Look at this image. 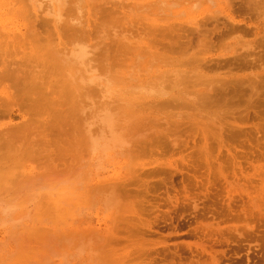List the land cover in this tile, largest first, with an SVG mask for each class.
<instances>
[{
  "label": "rangeland",
  "instance_id": "obj_1",
  "mask_svg": "<svg viewBox=\"0 0 264 264\" xmlns=\"http://www.w3.org/2000/svg\"><path fill=\"white\" fill-rule=\"evenodd\" d=\"M230 1L234 3L230 4ZM242 1L243 0H84L82 2V0H71L70 2L69 0H0V146L3 147H0V155H3H1L2 158L0 156V167L2 166V168H0V264H112L110 261H108L109 263L106 262L105 255H101L100 252L102 253L103 251L104 253L106 250L114 252L122 248L125 250V247L128 248L126 240L127 242L128 240L129 242L133 240L137 246L134 248H132L133 246L130 247V251L128 249V251L126 250L127 258L123 260L125 264H127L126 262L130 259L137 258V255L134 253L139 255L138 263L140 264H264V81H262V77L264 76V45H261L264 44V14H261V12L263 13L264 11V8H262L264 0H248L253 1L255 4L254 10L249 13L250 15L245 12L244 14L243 11L240 10V3H242ZM244 1L247 2V0ZM70 4L72 6L74 5L75 8H72ZM256 7L258 9L260 7V11ZM66 10L68 11L66 12ZM73 12H75V15ZM168 15H170L169 17L171 19L167 17ZM205 16L209 17V19ZM212 16L213 18H211ZM204 17L207 21L203 20ZM165 18L167 20H165ZM79 19L80 21H78ZM212 19H214V22ZM68 21L69 25L71 24L70 26L68 25ZM49 23L51 26L48 25ZM64 24L67 25L63 26ZM199 24H207L203 26V30L206 32V27L207 30L209 29L207 35H210L209 38L213 40H210L211 43L208 41L206 42V40H209L206 39L203 44L196 39V35L194 36L192 34V32H194L193 30L197 29ZM43 25L48 26L45 28ZM68 26L69 28L73 27V30L72 28L68 29ZM230 27H243L248 32L243 33L244 38L239 37L242 33L232 32L230 37L229 34H225L226 36H223L222 41L219 40L218 36H220L222 32L226 33L224 31L228 28L230 29ZM66 28L74 34L72 33V35L69 33ZM155 29L158 30V32H155L156 34L154 33L155 35L149 34V32H152L150 30ZM165 29L167 30L163 33L162 30ZM167 32L168 34L165 35ZM30 34H36L38 36H36V39L39 38L37 40H39L38 42L43 47L35 43L37 40H34V35L30 36ZM140 34H146L147 36L151 35V38L154 35V38L157 37L156 40L158 42L160 41L161 45L166 43L165 45L171 46V44L173 45V43L177 41L178 44L175 43L177 53H173L172 51L167 53L163 51L160 44H158L160 46L153 44L155 46L152 47V44L149 45L147 43L150 37L148 38L146 36L148 38V40H146L145 37H141ZM260 37H263V41H261ZM139 38L144 39L140 41ZM256 38L259 39L256 40ZM254 40H256V42H261L260 45H258L259 43H255ZM115 41L120 42L119 48H117L118 42L114 43ZM238 41L242 42L239 43ZM121 42L123 43L122 45ZM253 42L256 44H254L255 46L258 45L262 49L258 50V46L256 48L253 45L256 51L252 49V52L247 51L242 54V56H247L243 57L244 60L250 61V63L252 61L253 65L244 66L245 70L241 66V70L234 69V72L232 71L231 74L233 75L228 74L231 72L229 69L235 68L233 63V61H235L234 57L239 56V53H242L246 45L249 46ZM52 43L54 44L52 45ZM124 43H126V49ZM244 43H246V45ZM201 44L204 46H200ZM126 45H128V49ZM129 45H131V47ZM192 45L196 46L193 47ZM132 46L135 48L133 49ZM180 46H183V49L186 47L188 53H181L182 48H180ZM116 48H121L120 51L122 52L118 51ZM237 49L238 52H236ZM81 50L84 51V56L81 59L82 62L80 60ZM197 50L203 55L201 65L204 63L207 64H204L207 69H203L202 67V73L204 75L215 72L214 69L211 71L214 64H219V68H221L214 73H217L215 76H222V78H224L223 76L227 77L231 75L229 76L230 78L238 77V80H241L240 78L246 80V78L253 76L251 74H255L256 78L260 80V86H255V90L258 91H255V94L252 95L253 97H250V104H248L249 101H243L244 103L239 102L238 104L235 102V99V104H229L227 107L220 109V113L222 114L220 118L222 120H216L214 118V121L211 116L210 118L207 115L209 114L207 111L204 112L205 109H203V111L198 106L197 109H200L201 112L195 111L197 110L195 105V110L190 106H178V109L175 107V110L174 106L167 102L171 99L172 95V97H180L181 99V93L178 94L175 92H177V90L179 92V89L180 91L182 90V84L177 90L175 89L173 92L169 91L170 94L166 93V96H162V90L159 92L160 96L157 94L159 86L156 87L154 85L161 83V81H158V78L160 79V77L166 76V78L171 77L170 80H172V78L174 79L172 73V65L174 63H171V65L168 62H170V60L173 61L175 57L174 61L177 62L175 63L177 64L176 68L181 72L191 73L196 68V70L199 69L200 63H196L197 66L196 64L192 65L190 64L191 59H189L191 53L195 54ZM88 51H91V53H88ZM111 51L116 53L114 54ZM161 51H163V55L166 54L168 62L156 57L153 58L154 53H159ZM52 52L55 54V57L57 56L60 58H57L58 61L55 60L56 58L53 56ZM202 52L206 54L205 58V54ZM49 53H52L51 55L53 57ZM235 53L238 55L236 54L237 56H235ZM34 54L39 56L37 61ZM193 54L191 56H193ZM45 55H48V58L47 56L45 57ZM116 55L117 59L112 57H116ZM177 55L181 56L179 57ZM260 55H263L262 59ZM34 56L35 60H30L33 59ZM140 56L141 58H139ZM248 56L250 57L248 58ZM4 57L6 59H4ZM26 57L28 61L25 60ZM66 57L68 59H66ZM160 58L162 57L160 56ZM178 58H180V60ZM225 58L226 60H224ZM228 58H231V62ZM110 60L113 62L111 63ZM31 61L36 62L30 64L29 62ZM184 63H186V65ZM257 65L259 66L258 69H256ZM194 66H196L195 69ZM19 67H22V69H18L17 71ZM50 67H52V69ZM108 67L113 68L109 70ZM190 68L193 71H191ZM209 68L211 69L209 70ZM34 71H36V73H34ZM117 73L119 74L117 75ZM14 74H16V76ZM30 74L32 78H30ZM214 74L209 76L212 77ZM257 74L261 76L258 77ZM255 76L253 78H255ZM87 77L89 79H87ZM226 77L225 80H229L227 84L231 85L234 79L228 77L226 79ZM258 79L256 81L259 82ZM235 80H237V78H235ZM31 81L33 83H31ZM25 83H27V86ZM245 83L247 84V82H244L243 87L249 85ZM65 85L66 88L68 87L67 89ZM230 85L227 88L228 90L230 89ZM17 86H19L18 90ZM21 86L26 87L22 88ZM29 86L36 88L33 89ZM73 86H76L75 89H77L74 90ZM190 86H192L191 83ZM190 86H186L184 89L186 90L189 87L190 90L187 89V91L192 94L193 90L195 91L196 89L190 88ZM54 87H57V89L55 88L56 91ZM59 87L61 88L59 89ZM71 88H73L72 91ZM140 88L143 89V91H141ZM200 88L197 89L199 90ZM52 89H54V91H51ZM60 90L61 92H58ZM185 90L182 91L183 94ZM146 91L149 93L153 91V95ZM188 92L183 96L185 98L186 96L188 97V100L187 98L186 100L189 103L193 99V96L191 94L190 96L187 95ZM28 94L31 95L30 98L32 99L29 98ZM70 94L72 97L69 96ZM155 94L160 98L154 96ZM45 95H48L47 97L50 98H47ZM56 96H58V100L55 98ZM34 97L36 98L34 99ZM37 97L41 98V100ZM69 97L71 100H69ZM138 97L140 99L142 98V101ZM53 98L58 102L54 101ZM26 99L31 102L34 99L32 105L31 102H29L30 105H28L29 107L32 106L31 109L27 108V104L29 103ZM37 99H39L40 102ZM50 99H53V102L49 101ZM63 99L65 100V104L64 101L61 102ZM67 99L69 101H67ZM35 100L38 101L39 104L42 103L41 107ZM134 100H136L135 103ZM45 101L46 104L52 102V105L49 103V105H44L43 102ZM158 102H160V104L155 106ZM164 102L168 104L161 105ZM60 103L61 105H69L61 106ZM149 103L152 104V106H150ZM36 105H38V108L40 107L38 109L40 111L39 113L36 109ZM46 106H50L48 107L50 108L48 110L50 112L48 113L47 111L48 114L45 111ZM57 107L61 110L58 111ZM68 107L69 111H67ZM134 107H138L137 110ZM141 107L142 110L139 109ZM189 107L191 109H189ZM42 108H45L43 109L44 111ZM114 108H118L117 110L120 109V111L118 112ZM27 109H29V112ZM33 109L36 110V115L33 113ZM65 109L68 114L70 112L68 116L70 117V121L67 123L68 126L65 125L67 122L65 121L66 118L69 119L65 115ZM110 109H113V111L111 112ZM115 111H117L118 114L114 113ZM128 111L131 112L134 117ZM139 111L142 112L141 116L140 113H138ZM52 112L53 117H51ZM105 113L108 115L106 116ZM204 113H207L206 120L204 119ZM49 114L50 116H48ZM104 114L105 117H111L110 127L103 125ZM119 114L126 116L123 118V116L121 117ZM71 115L74 119H72L73 117H71ZM129 117H133L132 120ZM140 117H142V120H138L139 125H137V122L135 123L136 126L135 124L131 125V123H133L132 121L140 119ZM164 117H166V119ZM29 118H32L30 121L32 124L29 123ZM149 118L153 120L150 121ZM62 120L63 122L65 121V123L59 126ZM71 120L78 122L75 123L77 124L75 127L73 125L74 122ZM97 121H101L102 124L99 125ZM56 122L58 124L54 126ZM71 122L73 123L70 124ZM119 123L123 126L120 127ZM125 123H128V125ZM23 124L24 126H22ZM49 124L54 128L48 127L46 131L45 129ZM40 125L43 126L40 127ZM96 125H99V127ZM101 125L103 127H101ZM16 126L17 128H21V130L24 128L23 131L20 130L21 132H19V130H15ZM56 126L60 127H57L58 132H56ZM133 126H135V128H133L134 130H130L129 128ZM147 126L149 127L146 128ZM36 127L38 128L36 129ZM8 128H11V131ZM51 128H53V130ZM76 128L82 129V132L80 129H78V132L75 131ZM113 128H115L116 131H122L121 133H123V135L120 132L116 133ZM12 129L17 131V134L14 136L12 135L14 134ZM54 129H56V131ZM111 129H113L112 133ZM37 130L38 132L41 130V134L38 133ZM124 130L128 132L126 133ZM43 131H45L46 134H43ZM107 131L109 132L108 135H106ZM6 132L11 135H7ZM60 132H65V134L62 133L64 135L61 134V136L59 135ZM74 132L78 133V135ZM68 133L73 134L71 136V134ZM81 133L83 135L85 134L84 141H87L86 144L81 140L84 137ZM137 133H139L140 136ZM80 134L82 138H80ZM96 134L99 135L97 136ZM113 134L114 137H111ZM42 135L47 141L45 138L44 142L40 141L41 138H43ZM49 135L51 137H49ZM64 136L66 137L65 139ZM99 136L104 140L106 145L110 143V140L113 144L108 145L106 149L103 147L104 150H102V145H106L102 143L103 141L98 142V140H101ZM102 136L105 137V139ZM137 136H139V138H137ZM3 137L8 138L7 142L10 145L8 144L7 146L4 144L5 141L3 143ZM60 137L63 139H59ZM50 139L51 142L49 144ZM66 139L67 141L65 143H68L70 139V142L75 140L74 142L72 141L73 143L71 142L73 147L71 146L72 150H68L69 152L66 151L65 148L71 149L70 142L65 144L64 147L61 146ZM77 139L81 142L76 141ZM106 141L108 142L106 143ZM116 141L120 142L117 144ZM77 143L80 145L82 143V147H80V145H78L79 147L76 146ZM40 144L42 146H40ZM48 144L51 146H48ZM86 145L88 148H86ZM145 145L147 146L145 147ZM19 146L21 148H19ZM43 146H45V148H43ZM53 147H55V149H53ZM96 147L101 150L98 149V152ZM13 148L16 149L14 150ZM30 148L34 149L32 150ZM54 150L57 152H53ZM59 150L61 154L58 152ZM100 152H102V156ZM23 153L24 155L26 154L25 157H23L24 155L22 156ZM56 153V156H59V158L54 156ZM31 154L36 156L41 155V158L36 156L32 157ZM26 156L29 158L31 156L32 160H29ZM138 157L140 159H137ZM11 159L14 160V164ZM135 160H138V162ZM1 163L5 164L6 167ZM135 163L136 165H134ZM9 164H11V167L9 166L10 168L8 167ZM13 167H17V171ZM9 169L12 170L10 171ZM5 175H8V178ZM3 176L6 178L4 179ZM69 184L71 186H69ZM88 185L90 187H88ZM102 186L103 188L98 189V187ZM118 187L120 188L118 189ZM115 188L117 191H121L123 188L124 191L122 190L123 192H121L122 194L125 192V195H123L124 197L120 198L122 194L118 192L115 193ZM85 190L87 194L84 193ZM126 191H129L130 194L128 192L126 193ZM113 194L117 195L115 200ZM64 195L67 196L65 197ZM68 195L70 197H68ZM76 195H78V197ZM74 196H76L75 199ZM64 198H66V200L72 198L74 202L72 199L71 202L65 201ZM76 200L79 204L76 203ZM71 204L72 206L75 204L76 207H72ZM128 205H133L130 211L127 209ZM54 208L56 210H54ZM119 208H121L122 211ZM65 209H67L68 213L65 212ZM59 210L60 212L61 210L62 212L64 211L65 215H62V212L57 214ZM74 211H77V213L73 214ZM57 216L63 218L64 221L61 218L58 219ZM128 216H132L133 218L131 217V220H133L131 221ZM117 217H119V220ZM55 218L60 222L58 221L57 223V219L56 221L54 220ZM121 218L127 221L122 222ZM128 219L130 221H128ZM124 227L127 229L125 230L126 232H123V229H125ZM34 228L36 229L34 230ZM116 231L117 234H115ZM113 237L120 241L121 246H117ZM103 246L110 247L104 251L103 248L105 247ZM131 254H133V256L130 258ZM20 255L23 257H20ZM13 257L17 260L15 258L13 260ZM21 258L23 260H21ZM27 258L29 260L33 259V261H28ZM128 264H133V262Z\"/></svg>",
  "mask_w": 264,
  "mask_h": 264
},
{
  "label": "bare ground",
  "instance_id": "obj_2",
  "mask_svg": "<svg viewBox=\"0 0 264 264\" xmlns=\"http://www.w3.org/2000/svg\"><path fill=\"white\" fill-rule=\"evenodd\" d=\"M69 1L71 2V0H69ZM78 1H81V0H78ZM83 1H84V0H82V2H83ZM243 1H244V0H243ZM243 1H242V3H240V4H241V6H240V10L243 11V13H244V12L247 13V14L251 13V12L254 10V6H255V4L253 3V1H248V0H247V2H246V1L243 2ZM65 2H66V1H65ZM82 2H81V3H82ZM228 2H229V1H228ZM240 2H241V1H240ZM255 2H256V1H255ZM73 3H75V2H73ZM113 3H114V2H113ZM232 3H234V2H232ZM232 3H231V1H230V4H232ZM238 3H239V2H238ZM25 4H26V2H25ZM66 4H67V3H66ZM227 4H229V3H227ZM261 4H262V2H261ZM70 5H71V4H70ZM238 5H239V4H238ZM259 5H260V4H259ZM262 5H263V6H262ZM262 5H261L262 8H264V4H262ZM71 6H72V5H71ZM78 6H80V5H78ZM81 6H82V5H81ZM229 6H230V5H229ZM28 7H29V6H28ZM73 7H74V5L72 6V8H73ZM104 7H105V6H104ZM257 7H258V6H257ZM257 7H256V8H257ZM74 8H75V7H74ZM76 8H77V7H76ZM229 8H230V7H229ZM66 9H67V8H66ZM257 9H258V8H257ZM68 10H69V6H68ZM68 10H66V12H67ZM77 10H78V8H77ZM258 10L260 11V7H259ZM50 11H51V10H50ZM259 11H258V12H259ZM262 11H263V9H262ZM75 12H76V11H75ZM75 12H73L74 15H75ZM111 12H112V11H111ZM245 13H244V14H245ZM63 14H64V13H63ZM63 14H62V15H63ZM110 14H111V13H110ZM256 14H257V13H256ZM261 14H264V11H263V13L261 12ZM65 15H66V14H65ZM108 15H109V14H108ZM108 15H107V16H108ZM111 15H112V14H111ZM214 15H215V14H214ZM240 15H241V14H240ZM249 15H250V14H249ZM69 16H70V15H69ZM72 16H73V14H72ZM165 16H166V15H165ZM169 16H170V15H168L167 17H169ZM243 16H245V15H243ZM247 16H248V15H247ZM254 16H255V14H254ZM63 17H65V16H63ZM105 17H106V15H105ZM205 17H206V16H205ZM205 17H204V19H203L204 21L206 20ZM257 17H259V16H257ZM65 18H66V17H65ZM72 18H73V17H72ZM76 18H77V17H76ZM78 18H80V17H78ZM108 18H109V17H108ZM206 18L209 19V17H206ZM211 18H213V16H212ZM254 18H255V17H254ZM74 19H75V18H74ZM162 19H163V18H162ZM169 19H171V18L169 17ZM250 19H251V18H250ZM256 19H258V18H256ZM163 20H164V19H163ZM165 20H167V19L165 18ZM210 20H211V19H210ZM251 20H252V19H251ZM254 20H255V19H254ZM42 21H43V20H42ZM78 21H80V19H79ZM206 21H207V20H206ZM212 21L214 22V19H212ZM212 21H211V22H212ZM224 21H225V20H224ZM225 22H226V21H225ZM37 23H38V22H37ZM44 23H45V22H44ZM64 23H66V22H64ZM223 23H224V22H223ZM207 24H208V23H207ZM207 24H204V25H207ZM44 25H45V24H44ZM44 25H43V26H44ZM48 25L51 26L50 23H49ZM48 25H47V26H48ZM57 25H59V24H57ZM57 25H56V26H57ZM65 25H67V24H64L63 26H65ZM68 25H69V21H68ZM70 25H71V24H70ZM70 25H69V26H70ZM199 25H200V24H199ZM199 25H198V28H197V29H195V30L192 29V30L194 31V32H192V34H193L194 36L196 35V39H198L201 43H203L206 39H209V40H206V42L208 41L209 43H211L210 40H212V39L209 38L210 35H207V31H208L209 29L207 30V27H206V32H204V30H203V26H204V25H200V26H199ZM47 26H44V27L46 28ZM61 26H62V24H61ZM61 26H60V28H61ZM69 26H68L67 28H68V29L72 28V30H73V27H74V26L72 25L73 27H70V28H69ZM39 27H40V26H39ZM174 27H175V26H174ZM174 27H173V28H174ZM48 28H49V27H48ZM57 28H58V27H57ZM67 28H66V30H68ZM75 28H76V27H75ZM204 28H205V27H204ZM39 29H42V28H39ZM58 29H59V28H58ZM58 29H57V30H58ZM63 29H64V28H63ZM213 29H214V28H213ZM215 29H216V28H215ZM43 30H44V29H43ZM61 30H62V28H61ZM66 30H65V32H66ZM74 30H75V29H74ZM79 30H80V29H79ZM166 30H167V29L162 30V32L164 33V31H166ZM50 31H51V30H50ZM52 31H53V30H52ZM150 31H152V32H149V34H151V35L154 34L155 32H158L157 29H155V30H150ZM188 31H189V30H188ZM63 32H64V31H63ZM65 32H64V33H65ZM68 32L71 33V34L73 33V32H70L69 30H68ZM76 32H77V31H76ZM224 32H226V33H223V32H222L221 35H220L219 32H218V34L220 35V36H218V38H219V40H221V41H222V39H223V36H226L225 34H229V37H230V34H231L232 32H239L240 34L242 33L241 36H239V37H240V38H244V37H243V33H247L248 31H247L246 29H244L243 27H237V28H235V27H230V29L228 28V29H226ZM190 33H191V32H190ZM38 34H39V33H38ZM73 34H74V33H73ZM73 34H72V35H73ZM155 34H156V33H155ZM155 34H154V35H155ZM167 34H168V32H167L165 35H167ZM33 35H34V36H33ZM33 35L30 34V36H33V38L35 37L34 40L39 39V38L36 39V36H37L36 34H33ZM67 35H68V33H67ZM72 35H71V36H72ZM76 35H77V34H76ZM151 35L147 36L146 34H145V35H141V34H140V36H141V37L144 36L146 40H148V38L150 37V39L148 40L147 43H148L149 45L152 44V45H151L152 47L155 46V45H153V44H157V45H158V44L161 43L160 41L158 42V41L156 40V38H157L156 36H155L156 38H154V35H153V37L151 38ZM158 35H160V34H158ZM44 36H45V35H44ZM46 36H47V35H46ZM53 36H54V35H53ZM69 36H70V35H69ZM135 36H137V35H135ZM146 36H147L148 38H147ZM194 36H193V37H194ZM37 37H38V36H37ZM65 37H67V36H65ZM164 37H166V36H164ZM164 37H162V38H164ZM174 37H175V35H174ZM193 37H192V38H193ZM239 37H238V39H239ZM263 37H264V35H263ZM263 37H262V38L260 37V38H261V41L264 40ZM30 38H31V37H30ZM40 38H41V37H40ZM68 38H69V37H68ZM70 38H71V37H70ZM72 38H73V37H72ZM137 38H138V37H137ZM162 38H161V39H162ZM213 38H214V37H213ZM224 38H226V37H224ZM236 38H237V37H236ZM51 39H52V37H51ZM51 39H50V40H51ZM120 39H121V38H120ZM130 39H131V38H130ZM139 39H140V41H141V40L144 39V38H142V39L139 38ZM139 39H138V40H139ZM214 39H215V38H214ZM216 39H217V38H216ZM257 39H259V38H256V40H257ZM262 39H263V40H262ZM34 40H33V41H34ZM40 40H41V39H40ZM127 40H128V39H127ZM169 40H170V39H169ZM176 40H177V39H176ZM178 40H179V38H178ZM240 40H241V39H240ZM256 40H254V42H255V43H259L258 45H260L261 42H256ZM38 41H39V40H37L35 43L40 44ZM43 41H44V39H43ZM46 41H47V40H46ZM51 41H54V40H51ZM76 41H77V40H76ZM140 41H139V42H140ZM191 41H193V40H191ZM194 41H195V40H194ZM212 41H213V40H212ZM60 42H61V41H60ZM117 42H118V41H117ZM117 42L115 41L114 43H117ZM124 42H125V41H124ZM171 42H172V41H171ZM174 42H175V41H174ZM178 42H179V41H178ZM196 42H197V41H196ZM215 42H216V41H215ZM238 42H239V41H238ZM240 42H242V41H240ZM240 42H239V43H240ZM254 42L251 43L249 46H247L246 43H244V44L246 45V48H245L246 50H245V49L242 50V53H239V56H237L238 54L235 53V56H237V57H234V58H235V59H234L235 61H233L234 65H235V68L233 67L232 69H229V71H231V72L228 73V74H231L232 71L234 72V69H235V70H238V69L241 70V69H240L241 66H242L243 69H244V66H246V65H247V66H248V65H253V64H252V61H251V63H250V61L248 62V61L244 60L243 57H244L245 55L242 56V54L245 53V52H247V51L252 52L253 50H255V49L257 48L258 45L255 46L256 44H255ZM41 43H42V42H41ZM49 43H50V42H49ZM61 43H62V42H61ZM119 43H120V42H118V47H117V48L120 47V46H119ZM127 43H129V42H127ZM175 43H177V41H176ZM175 43H173V45L171 44V46L165 45L166 43L163 44V45H161V44H160V45H161L163 51H166L167 53L170 52V51H172V52L174 53V52L177 51V50H176ZM204 43H205V42H204ZM204 43H203V44H204ZM42 44H43V43H42ZM50 44H51V43H50ZM53 44H54V43H52V45H53ZM110 44H111V43H110ZM122 44H123V43L121 42V45H122ZM125 44H126V43H124V47H125ZM131 44H134V43H131ZM139 44H140V43H139ZM177 44H178V43H177ZM182 44H183V43H182ZM191 44H192V42H191ZM193 44H194V43H193ZM203 44H201L200 46H204ZM218 44H219V43H218ZM241 44H242V43H241ZM254 44H255V45H254ZM45 45H46V44H45ZM52 45H51V46H52ZM82 45H83V44H82ZM135 45H136V44H135ZM160 45H158V46H160ZM245 45H244V47H245ZM251 45H252V46L254 45L256 48L254 49V46L252 47ZM261 45H264V44H261ZM27 46H28V45H27ZM40 46L43 47L41 44H40ZM62 46H63V45H62ZM126 46H127V49H128V45H126ZM129 46L131 47V45H129ZM158 46H157V47H158ZM192 46H193V45H192ZM194 46H196V45H194ZM194 46H193V47H194ZM205 46H206V45H205ZM242 46H243V45H242ZM250 46H251V47H250ZM45 47H46V46H45ZM73 47H74V46H73ZM106 47H107V46H106ZM112 47H113V46H112ZM115 47H116V46H115ZM130 47H129V48H130ZM178 47H179V46H178ZM182 47H183V46H182ZM182 47L180 46V48H182ZM244 47H243V48H244ZM26 48H27V47H26ZM54 48H55V47H54ZM117 48H116V49H117ZM121 48H123V47H121ZM121 48H120V49H121ZM132 48L134 49L135 47L132 46ZM132 48H131V50H132ZM201 48H202V47H201ZM258 48H259L258 50L262 49V48L259 47V46H258ZM263 48H264V47H263ZM84 49H85V48H84ZM120 49H117V50L120 51ZM125 49H126V47H125ZM143 49H144V48H143ZM239 49H240V48H239ZM250 49H251V51H250ZM252 49H253V50H252ZM114 50H115V49H114ZM129 50H130V49H129ZM157 50H158V48H157ZM203 50H204V49H203ZM81 51H82V52H80V60H81V59L83 58V56H84V51H83V50H81ZM104 51H105V50H104ZM115 51H116V50H115ZM163 51H161V52H159V53H154L153 58L156 57V58H159V59L165 60V62H168V60H167V58H166V57H167L166 54L163 55ZM255 51H256V50H255ZM62 52H63V51H62ZM77 52H78V51H77ZM85 52H86V51H85ZM108 52H109V51H108ZM108 52H107V53H108ZM111 52L114 53L113 51H111ZM116 52H117V51H116ZM116 52H115V53H116ZM120 52H122V51H120ZM123 52H124V51H123ZM133 52H134V51H133ZM143 52H146V51H143ZM172 52H171V53H172ZM182 52H185V54H187V53H188L187 48H186V47H185L184 49L182 48L181 53H182ZM204 52H205V50H204ZM204 52H202V53H204ZM211 52H212V51H211ZM236 52H238V49H237ZM239 52H241V51H239ZM249 52H248V54H249ZM260 52H261V51H260ZM263 52H264V50H263ZM47 53H48V52H47ZM52 53H53V52H52ZM52 53H49V54L51 55ZM68 53H69V52H68ZM88 53H91V51H88ZM115 53H114V54H115ZM129 53H130V52H129ZM129 53H128V54H129ZM176 53H177V52H176ZM194 53H195V52H194ZM256 53H257V52H256ZM258 53H259V51H258ZM261 53H262V52H261ZM26 54H27V53H26ZM49 54H48V55H49ZM114 54H113V55H114ZM118 54H119V53H118ZM124 54H125V53H124ZM124 54H123V55H124ZM144 54H145V53H144ZM147 54H150V53H147ZM179 54H180V53H179ZM192 54H193V53H191V55H192ZM204 54H205V53H204ZM236 54H237V55H236ZM3 55H4V54H3ZM34 55H35V54H34ZM48 55H45V57L47 56V58H48ZM50 55H49V56H50ZM61 55H62V54H61ZM70 55H71V54H70ZM123 55H122V56H123ZM155 55H156V56H155ZM182 55H184V54H182ZM191 55H190V57H189V59H191L190 64L193 65V64H196V63H198V64L200 63V67H199L198 70H196L197 68L195 69V67L197 66V64H196V66H194V69H195L194 71L191 70V68H190V70L193 71V72H191V73H186V72L183 73V72H181L180 70H178V68H176V67H177V64H175V63H177V62L174 61L175 58H176V57H175L173 61L170 60V62H168V63H170V64H171V63H174L173 65L171 64L172 67H173V70H172L173 72H172V73H173L174 79L172 78V80H170L171 77L166 78V76H164V77H160V79L158 78V81H161V83H158V84L154 85V86H156V87L159 86V88H160V89L158 88V90L156 89V90L158 91L157 94H159V96H160V93H159V92H160L161 90L163 91V93H165V94H163V93L161 92L162 96H163V95L166 96V93H169V94H170V92H173V90H175V89L177 90V88H179L181 84L183 85V86L181 85V86H182V88H181L182 90H181V91H180V89H179V92H178V90H177V92H175V93H178V94L181 93V95H180V96H182L181 99H180V97L178 98V97H175V96H174V97H175V98H174V97H172V96H173V95H172V96H171V99L167 101L170 105H173V106H174V109H175V107L177 108L178 106H181V107H184V106H185V107L190 106V107H192L193 109H194V107L196 106V109H197V106H198L199 108H201V110L205 109V111H204V110H203V111H204V112L207 111L209 114H207V113H206V114H207L209 117L211 116L212 119L215 118L216 120H219V119H221L220 116L222 115V114L220 113V109H221V108L227 107V105H229V104H230V105H233V104H235V102L239 104V102L241 103V102H243V101H245V102L249 101L248 104H250V101H251V100H250V99H251L250 97H251L252 95L255 94V91H258V90H255V86H256V85H257V87L260 86V80H259L258 78H256L255 74H251V75H253V76L246 78V80H242L243 78H240V77H239V78H240L241 80H238V77H235V76H234L235 78H237V80H235V78L231 77V78L234 79L235 81L232 80L233 82H232L231 85H230V84H227V82L229 83V80H225V77H226V76H223L224 78H222V76H220V77H219V76H215L217 73H216V74H214V73H215L218 69H221V68H219V67H220L219 64H218V65H217V64H214V66L211 65V66H212V69L209 68V70L211 69V71L214 69V70H215L214 73H212V74H209V73L206 74V72H205V70H204V73L206 74V75H204L202 72H203V69H207V68L205 67V65H207V64L204 63L205 65H204V64L201 65V59H203V58H202L203 55H202L201 52L198 51V50L196 51L195 54H193V56H191ZM254 55H255V54H254ZM263 55H264V54H263ZM263 55H260V58H261V59H262ZM0 56H1V55H0ZM35 56H36V55H35ZM35 56L33 57V59H30V58H29V59H30V60H35V59H34ZM51 56H52V55H51ZM53 56L55 57V54H54V53H53ZM53 56H52V57H53ZM118 56H120V55H118ZM124 56H125V55H124ZM160 56H161L162 58H160ZM164 56H165V57H164ZM177 56H179V55H177ZM180 56H181V55H180ZM180 56H179V57H180ZM233 56H234V55H233ZM252 56H253V55H252ZM27 57H28V56H27ZM27 57H26V58H27ZM60 57H61V56H60ZM62 57H63V56H62ZM88 57H89V56H88ZM106 57H107V55H106ZM112 57L115 58V59H117V55H116V57H114V56H112ZM205 57H206V54H205L204 58H205ZM245 57H247V56H245ZM249 57H250V56H248V58H249ZM257 57H258V55H257ZM0 58H1V57H0ZM26 58H25V60L28 61V58H27V59H26ZM40 58H41V57H40ZM49 58H50V57H49ZM55 58H56L55 60H57L58 57L56 56ZM70 58H71V57H70ZM70 58H69V59H70ZM90 58H91V57H90ZM107 58H108V57H107ZM110 58H111V56H110ZM113 58H112V60H113ZM139 58H141V56H140ZM182 58H183V57H182ZM248 58H247V59H248ZM4 59H6V58L4 57ZM37 59H39V56H36V61H37ZM58 59H60V58H58ZM66 59H68V58L66 57ZM66 59H65V60H66ZM71 59H72V58H71ZM76 59H77V58H76ZM87 59H88V58H87ZM92 59H93V57H92ZM102 59H103V58H102ZM104 59H105V58H104ZM115 59H114V60H115ZM178 59L180 60V58H178ZM228 59H229V58H228ZM230 59H231V58H230ZM230 59H229V61L231 62ZM232 59H233V58H232ZM250 59H251V58H250ZM253 59H256V58H253ZM49 60H50V59H49ZM65 60H64V61H65ZM89 60H90V59H89ZM108 60H109V59H108ZM124 60H125V59H124ZM176 60H177V59H176ZM224 60H226V58H225ZM27 61H25V62H27ZM36 61H34V62L31 61L32 63H31V62H29V63H30V64H34ZM47 61H48V60H47ZM57 61H58V60H57ZM57 61H55V62H57ZM78 61H79V60H78ZM83 61H84V60H83ZM86 61H87V60H86ZM110 61H111V60H110ZM158 61H159V60H158ZM202 61H203V60H202ZM213 61H214V60H213ZM216 61H217V60H216ZM221 61H222V58H221ZM260 61H261V60H260ZM14 62H15V63H18V62H16V61H14ZM19 62H20V61H19ZM40 62H42V61H40ZM52 62H53V61H52ZM60 62H62V61H60ZM65 62H67V61H65ZM65 62H64V63H65ZM73 62H74V61H73ZM81 62H82V60H81ZM92 62H93V61H92ZM101 62H102V60H101ZM105 62H106V61H105ZM108 62H109V61H108ZM112 62H113V61H111V63H112ZM114 62H117V61H114ZM119 62H120V61H119ZM136 62H138V61H136ZM180 62H182V61H180ZM180 62H179V63H180ZM206 62H208V61H206ZM254 62H255V61H254ZM261 62H262V61H261ZM10 63H11V62H10ZM12 63H13V62H12ZM22 63H23V62H22ZM22 63H21V65H22ZM29 63H28V64H29ZM124 63H126V62H124ZM124 63H123V65H124ZM162 63H164V62H162ZM211 63H212V62H211ZM217 63H220V62H217ZM223 63H224V61H223ZM263 63H264V62H263ZM5 64H6V63H5ZM19 64H20V63H19ZM28 64H27V65H28ZM38 64H40V63H38ZM57 64H58V63H57ZM62 64H63V63H62ZM81 64H82V63H81ZM101 64H102V63H101ZM101 64H100V65H101ZM106 64H107V63H106ZM166 64H167V63H166ZM184 64L186 65V63H184ZM212 64H213V63H212ZM221 64H222V63H221ZM260 64H261V63H260ZM6 65H7V64H6ZM17 65H18V64H17ZM24 65H25V63H24ZM27 65H26V66H27ZM52 65H53V63H52ZM77 65H78V64H77ZM93 65H94V63H93ZM100 65H99V66H100ZM103 65H104V64H103ZM103 65H102V66H103ZM108 65H109V64H108ZM113 65H114V64H113ZM116 65L118 66L117 63H116ZM116 65H115V66H116ZM228 65H229V64H228ZM261 65H262V64H261ZM261 65H260V66H261ZM19 66H20V65H19ZM30 66H31V65H30ZM39 66H40V65H39ZM57 66H58V65H57ZM60 66H61V65H60ZM69 66H70V65H69ZM137 66H138V63H137ZM137 66H136V67H137ZM140 66H141V65H140ZM211 66H209V67H211ZM22 67H23V66H22ZM22 67L17 68V71H18V69H22ZM34 67H35V66H34ZM43 67H44V66H43ZM46 67H47V66H46ZM58 67H59V66H58ZM58 67H57V68H58ZM100 67H101V66H100ZM104 67H105V66H104ZM104 67H102V68L105 69L106 67H105V68H104ZM165 67H166V66H165ZM202 67H203V69H202ZM225 67H226V66H225ZM250 67H251V66H250ZM256 67H257L256 69H258L259 66L257 65ZM24 68H25V66H24ZM50 68L52 69V67H50ZM50 68H49V69H50ZM59 68H60V67H59ZM59 68H58V69H59ZM65 68H66V67H65ZM97 68H98V67H97ZM108 68H109V67H108ZM111 68H113V67H110L109 70H110ZM122 68H123V67H122ZM139 68H140V67H139ZM180 68H181V67H180ZM252 68H253V66H252ZM254 68H255V65H254ZM15 69H16V68H15ZM26 69H27V68H26ZM32 69H34V68H32ZM38 69H39V68H38ZM44 69H45V67H44ZM60 69H61V68H60ZM75 69H76V67H75ZM81 69H82V68H81ZM103 69H102V70H103ZM117 69H118V67H117ZM250 69H251V68H250ZM63 70H64V68H63ZM71 70H72V69H71ZM107 70H108V69H107ZM244 70H245V69H244ZM10 71H11V70H10ZM10 71H9V72H10ZM20 71H23V70H20ZM36 71H37V70H36ZM36 71H34V73H36ZM38 71H39V70H38ZM52 71H53V70H52ZM99 71H100V70H99ZM121 71H124V70H121ZM247 71H248V70H247ZM31 72H32V70H31ZM59 72H61V71H59ZM62 72H64V71H62ZM66 72H68V71H66ZM75 72H76V71H75ZM119 72H120V71H119ZM140 72H141V71H140ZM144 72H145V71H144ZM170 72H171V71H170ZM189 72H190V71H189ZM238 72H242V71H238ZM16 73H17V72H16ZM28 73H29V72H28ZM37 73H38V72H37ZM41 73H42V72H41ZM41 73H39V74H41ZM46 73H47V72H46ZM101 73H103V72H101ZM132 73H133V72H132ZM1 74H4V73H1ZM6 74H7V73H6ZM6 74H5V75H6ZM59 74H60V73H59ZM63 74H64V73H63ZM118 74H119V73H117V75H118ZM170 74H171V73H170ZM213 74H214V76H212V77L209 76V75H213ZM8 75H9V73H8ZM12 75H13V74H12ZM14 75L16 76V74H14ZM28 75H29V74H28ZM30 75H31V74H30ZM49 75H50V74H49ZM52 75H53V74H52ZM103 75H104V74H103ZM103 75H102V76H103ZM133 75H134V74H133ZM139 75H140V74H139ZM163 75H164V74H163ZM165 75H166V74H165ZM225 75H226V74H225ZM231 75H233V74H231ZM231 75H229V76H231ZM6 76H7V75H6ZM42 76H43V75H42ZM53 76H54V75H53ZM64 76H65V75H64ZM110 76H111V75H110ZM140 76H141V75H140ZM229 76H227V77L230 78ZM247 76H248V75H247ZM249 76H250V75H249ZM254 76H255V78H253ZM257 76L259 77V76H261V75H258V74H257ZM3 77H4V76H3ZM13 77H14V76H13ZM13 77H12V78H13ZM46 77H47V76H46ZM105 77H106V76H105ZM227 77H226V79H227ZM241 77H242V75H241ZM263 77H264V76H263ZM263 77H262V81H264V78H263ZM20 78H21V77H20ZM30 78H32V75L30 76ZM35 78H36V77H35ZM37 78H38V76H37ZM58 78H59V77H58ZM60 78H61V77H60ZM106 78H107V77H106ZM231 78H230V79H231ZM13 79H14V78H13ZM41 79H42V77H41ZM50 79H51V78H50ZM56 79H57V77H56ZM87 79H89V78L87 77ZM101 79H102V78H101ZM120 79H121V78H120ZM152 79H153V78H152ZM222 79H223L224 81H223ZM257 79L259 80V82L256 81ZM26 80H27V79H26ZM31 80H32V79H31ZM34 80H36V79H34ZM34 80H33V81H34ZM63 80H64V79H63ZM104 80H105V79H104ZM107 80H108V79H107ZM115 80H116V79H115ZM123 80H124V79H123ZM164 80H165V81H164ZM17 81H18V77H17ZM37 81H38V80H37ZM50 81H51V80H50ZM56 81H57V80H56ZM64 81H65V80H64ZM100 81H101V80H100ZM148 81H149V80H148ZM156 81H157V80H156ZM162 81H164V82H162ZM225 81H226V83H225ZM262 81H261V82H262ZM38 82H39V81H38ZM41 82H42V81H41ZM45 82H46V81H45ZM150 82H151V81H150ZM152 82H153V81H152ZM230 82H231V81H230ZM244 82H247V84H246V83H245V84H246V85L249 84V85L243 87ZM31 83H33V82L31 81ZM56 83H59V82H56ZM61 83H62V82H61ZM109 83H110V82H109ZM113 83H114V82H113ZM115 83H116V82H115ZM190 83H191V85H192L193 87L190 86ZM13 84H14V83H13ZM16 84H17V82H16ZM16 84H15V85H16ZM25 84H26V86H27V83H25ZM29 84H30V81H29ZM71 84H72V83H71ZM111 84H112V83H111ZM116 84H117V83H116ZM154 84H155V83H154ZM188 84H189V85H188ZM226 84H227L228 86H227ZM263 84H264V83H263ZM32 85H33V84H32ZM32 85H31V86H32ZM36 85H37V84H36ZM48 85H49V84H48ZM55 85H56V84H55ZM66 85H67V84H66ZM66 85H65V88H66ZM73 85H75V84H73ZM185 85H186V86H190V88H193V89H196V90H195V91L193 90V92H192V94H191V92L189 93V92L187 91V89H189V87H188L186 90L184 89V87L186 88ZM225 85H226V86H225ZM229 85H230V89L228 90L227 88L229 87ZM12 86H13V85H12ZM26 86H23V87H26ZM31 86H29V87H31ZM56 86H57V85H56ZM198 86H199V87H198ZM18 87H19V86H17V90L19 89ZM21 87H22V86H21ZM23 87H22V88H23ZM37 87H38V86H37ZM62 87H63V85H62ZM73 87H74V86H73ZM75 87H76V86H75ZM75 87H74V90L77 89V88L75 89ZM108 87H109V86H108ZM110 87H111V86H110ZM148 87H150V86H148ZM196 87H197V88H200V87H201V88L198 90ZM31 88H33V87H31ZM31 88H30V91H31ZM35 88H36V87H35ZM35 88H33V89H35ZM38 88H39V87H38ZM50 88H51V87H50ZM55 88L57 89V87H54V89H55ZM60 88H61V87H59V89H60ZM67 88H68V87H67ZM67 88H66V89H67ZM260 88H261V87H260ZM39 89H40V88H39ZM43 89H44V88H43ZM54 89H52L51 91H54ZM56 89H55V91H56ZM72 89H73V88H71V91H72ZM146 89H148V88H146ZM151 89H153V88H151ZM256 89H257V88H256ZM261 89H262V88H261ZM22 90H23V89H22ZM68 90H69V89H68ZM103 90H104V89H103ZM121 90H122V89H121ZM136 90H137V88H136ZM136 90H135V91H136ZM140 90L143 91V89H141V88H140ZM144 90H145V88H144ZM148 90H149V89H148ZM164 90H165L166 92H165ZM183 90L186 91V92L184 91V94L182 93ZM189 90H190V89H189ZM20 91H21V90H20ZM20 91H19V92H20ZM49 91H50V90H49ZM51 91H50V92H51ZM138 91H139V89H138ZM169 91H170V92H169ZM21 92H23V91H21ZM31 92H32V91H31ZM35 92H36V91H35ZM44 92H45V91H44ZM50 92H49V94H50ZM58 92H61V90L58 91ZM66 92H67V91H66ZM124 92H125V91H124ZM146 92H148V91H146ZM146 92H144V93H146ZM150 92H151V90H150ZM187 92H188L187 95L190 96V94H191V95L193 96V99H192L189 103L187 102L188 97L186 96V98H187V100H186V98L183 96V95H186L185 93H187ZM25 93H26V92H25ZM41 93H42V92H41ZM41 93H40V94H41ZM69 93H71V92H69ZM75 93H76V92H75ZM110 93H111V92H110ZM121 93H122V92H121ZM133 93H134V92H133ZM148 93H149V92H148ZM152 93H153V91H152ZM152 93H149V94L153 95ZM263 93H264V92H263ZM26 94H27V93H26ZM30 94H32V93H30ZM33 94H34V93H33ZM36 94H37V93H36ZM53 94H54V93H53ZM67 94H68V93H67ZM123 94H124V93H123ZM131 94H132V93H131ZM139 94H140V93H139ZM142 94H143V93H142ZM28 95H29V94H28ZM34 95H35V94H34ZM42 95H43V94H42ZM42 95H41V96H42ZM56 95H57V93H56ZM61 95H62V94H61ZM136 95H137V94H136ZM145 95H147V94H145ZM30 96H31V95H29V98H30ZM32 96H33V95H32ZM38 96H39V94H38ZM45 96H46V95H45ZM47 96H48V95H47ZM47 96H46V97H47ZM50 96H51V95H50ZM63 96H64V95H63ZM69 96L72 97L71 94H70ZM154 96H157V95L155 94ZM159 96H157V97L160 98ZM27 97H28V96H27ZM27 97H26V98H27ZM60 97H61V96H60ZM64 97H65V96H64ZM67 97H68V96H67ZM70 97H69V98H70ZM157 97H156V98H157ZM183 97L185 98V100H184ZM252 97H253V96H252ZM35 98H36V97H34V99H35ZM37 98H39V97H37ZM47 98H50V97H47ZM51 98H52V97H51ZM55 98L57 99L58 96H56ZM138 98H139V97H138ZM138 98H137V100H138ZM162 98H163V97H162ZM191 98H192V97H191ZM27 99H28V98H27ZM27 99H26V101H27L28 103L31 102V101H28ZM30 99H32V98H30ZM34 99H33V100H34ZM39 99L41 100V98H39ZM39 99H37V100L40 102ZM42 99H43V98H42ZM53 99H54V98H53ZM53 99H52V100H53ZM59 99H60V98H59ZM64 99H65V98H64ZM64 99L61 100V102L64 101V104H65V100H64ZM128 99H129V98H128ZM133 99H134V98H133ZM135 99H136V97H135ZM139 99H140V98H139ZM141 99H142V98H141ZM141 99H140V100H141ZM143 99H144V98H143ZM182 99H183L184 101H183ZM235 99H236V100H235ZM33 100H32V102H33ZM44 100H46V99H44ZM52 100L50 99L49 101H52ZM57 100H58V99H57ZM69 100H71V98H70ZM69 100L67 99V101H69ZM158 100H159V99H158ZM189 100H190V99H189ZM234 100H235V102H234ZM255 100H256V99H255ZM38 101L35 100L36 103H37ZM54 101H56V100L54 99ZM129 101H130V99H129ZM135 101H136V100H134V103H135ZM138 101H139V100H138ZM141 101H142V100H141ZM164 101H165V100H164ZM185 101H186V102H185ZM253 101H254V99H253ZM263 101H264V100H263ZM263 101H262V102H263ZM32 102H31V105H32ZM39 102H38V104H39ZM52 102H53V101H52ZM52 102H50V103L48 102V103H49L50 105H52ZM56 102H58V101H56ZM125 102H126V101H125ZM259 102H260V100H259ZM24 103H25V102H24ZM43 103H44V105H49L48 103L46 104V101L43 102ZM168 103L164 102V103H162L161 105H166V104H168ZM243 103H244V102H243ZM41 104H42V103H41ZM41 104H39L40 107H41ZM53 104H54V103H53ZM64 104L61 105V103H60L61 106H68V105H69V104H66V105H64ZM142 104H143V103H142ZM149 104H150V103H149ZM159 104H160V102H158L157 104H155V106H156V105H159ZM246 104H247V103H246ZM259 104H260V103H259ZM28 105H30V103L27 104V106H28ZM44 105H43V106H44ZM54 105H55V104H54ZM123 105H125V104H123ZM128 105H129V103H128ZM128 105H127V106H128ZM194 105H195V106H194ZM251 105H252V104H251ZM253 105H254V104H253ZM27 106H26V107H27ZM34 106H35V104H34ZM34 106H33V107H34ZM36 106H37L36 109L38 110L40 107L38 108V105H36ZM58 106H59V104H58ZM127 106H126V107H127ZM132 106H133V104H132ZM138 106H139V105H138ZM142 106H143V105H142ZM148 106H149V105H148ZM150 106H152V104H150ZM150 106H149V108H150ZM234 106H235V105H234ZM31 107H32V106H30V107L28 106L27 108H30V109H31ZM48 107H50V106H48ZM48 107L46 106V109H47V110H46L45 108H42V110L45 109V111H46V113H47V111L50 109V108H48ZM107 107H108V106H107ZM143 107H144V106H143ZM170 107H171V106H170ZM190 107H189V109H191ZM260 107H261V105H260ZM57 108H58V107H57ZM105 108H106V107H105ZM109 108H110V107H109ZM109 108H108V109H109ZM112 108H113V107H112ZM118 108H119V107H118ZM118 108H117V109H118ZM120 108H121V107H120ZM122 108H123V107H122ZM131 108H132V107H131ZM131 108H130V110H131ZM134 108H136V110H137L138 107H134ZM152 108H153V107H152ZM162 108H163V107H162ZM164 108H166V107H164ZM247 108H248V105H247ZM34 109H35V107H34ZM34 109H33V110H34ZM103 109H104V108H103ZM108 109H107V110H108ZM114 109H115V108H114ZM117 109H115V110H117ZM126 109L129 110L128 108H126ZM126 109H123V110H126ZM139 109L142 110V107L139 108ZM139 109H138V110H139ZM146 109H148V108H146ZM150 109H151V108H150ZM166 109H167V108H166ZM170 109H171V108H170ZM172 109H173V108H172ZM177 109H178V108H177ZM182 109H183V108H182ZM193 109H192V110H193ZM262 109H263V108H262ZM24 110H25V108H24ZM40 110H41V109H40ZM51 110H52V108H51ZM57 110L60 111L61 109L59 110V108H58ZM105 110H106V109H105ZM110 110H111V112L113 111V109H110ZM132 110H133V109H132ZM136 110H135V111H136ZM141 110H140V111H141ZM175 110H176V109H175ZM187 110H188V109H187ZM194 110H195V109H194ZM27 111L29 112V109H27ZM30 111H31V110H30ZM43 111H44V110H43ZM43 111H42V112H43ZM52 111H53V110H52ZM58 111H56V112H58ZM64 111L66 112L65 115L68 117L69 114H70V112H69V114H68V112H67V111H69V107H68V110H67V111H66V109H65ZM117 111L119 112L120 109L117 110ZM117 111H115L114 113H117ZM140 111H139L138 113H140V116H141V113H142V112H140ZM145 111H146V110H145ZM158 111H159V110H158ZM195 111H196V112H199L200 109H199V110L197 109V110H195ZM249 111H250V110H249ZM35 112H36V110H34L33 113H35ZM39 112H40V111L38 110V113H39ZM49 112H50V111H48V113H49ZM54 112H55V111H54ZM62 112H63V111H62ZM71 112H73V111H71ZM123 112H124V111H123ZM123 112H121V113H123ZM128 112H129V111H128ZM200 112H201V111H200ZM48 113H47V114H48ZM108 113H109V112H108ZM121 113H120V114H121ZM129 113H131V112H129ZM138 113H136V114H138ZM143 113H144V112H143ZM185 113H186V112H185ZM185 113H184V114H185ZM44 114H45V112H44ZM62 114H63V113H62ZM67 114H68V115H67ZM105 114H106V113H105ZM105 114L103 115V116H104V123H103V125H104V126L106 125V126L110 127V125H111V117H110V116H109V117H105ZM117 114H118V113H117ZM120 114H119V115H120ZM131 114H132V113H131ZM134 114H135V112H134ZM148 114H149V113H148ZM188 114H189V113H188ZM204 114H205V113H204ZM206 114H205V118H204L205 120L207 119ZM35 115H36V113H35ZM51 115H52L51 117H53V112L51 113ZM54 115H55V113H54ZM56 115H57V114H56ZM65 115H64V116H65ZM99 115H100V113H99ZM107 115H108V114H106V116H107ZM114 115H116V114H114ZM129 115H130V114H129ZM138 115H139V114H138ZM149 115H150V114H149ZM167 115H168V114H167ZM170 115H171V114H170ZM173 115H174V114H173ZM48 116H50V114H49ZM61 116H62V115H61ZM103 116H102V118H103ZM120 116H121V117L123 116V118H124L126 115H125V116H124V115H120ZM132 116H133V114H132ZM171 116H172V115H171ZM175 116H176V115H175ZM186 116H187V115H186ZM40 117H41V115H40ZM62 117H63V116H62ZM71 117H73V116L71 115ZM115 117H117V116H115ZM127 117H128V115H127ZM133 117H134V116H133ZM133 117H132V118H133ZM179 117H180V116H179ZM211 117H210V118H211ZM32 118H33V117H32ZM32 118H31V119L29 118V119H30V120H29V123H31V124H32V122H30V121L32 120ZM54 118H55V116H54ZM59 118H60V115H59ZM65 118H66V117H65ZM68 118H69V119L66 118V120H65V121H67L66 124H65L66 126H68L67 123H69V121H70V117H68ZM96 118H97V117H96ZM119 118H120V117H119ZM129 118H131V117H129ZM132 118H131V120H132ZM144 118H145V117H144ZM164 118L166 119V117H164ZM164 118H163V119H164ZM40 119H41V118H40ZM72 119H74V117H73ZM99 119H100V118H99ZM115 119H116V118H115ZM149 119H150V121L153 120V119L151 120V118H149ZM188 119H189V118H188ZM215 119H214V121H215ZM33 120H34V119H33ZM38 120H39V119H38ZM55 120H56V119H55ZM57 120H60V119H57ZM63 120H64V119H63ZM63 120H62V122H63ZM75 120H76V119H75ZM75 120H71V121H73L74 123H73V122L70 123V124L73 123L74 127H75V125H77V124H75V123H78V122H75ZM97 120H98V118H97ZM116 120H117V119H116ZM123 120H124V119H123ZM128 120H129V119H128ZM133 120H134V119H133ZM138 120L141 121V120H142V117H140V119H137V120L135 119L134 121H132L133 123H131V122H128V123H131V125H134V124L137 122V125H139ZM156 120H158V119H156ZM208 120H209V119H208ZM208 120H207V121H208ZM221 120H222V119H221ZM65 121L63 122V124H62V122H61V124L59 123V126H60V125H64ZM119 121H120V120H119ZM124 121H125V120H124ZM129 121H130V120H129ZM143 121H144V120H143ZM154 121H155V120H154ZM182 121H183V120H182ZM209 121H210V120H209ZM33 122H34V121H33ZM39 122H40V121H39ZM97 122H98L99 125L102 124L101 121H97ZM99 122H100V123H99ZM115 122H116V121H115ZM121 122H122V121H121ZM147 122H148V121H147ZM157 122H158V121H157ZM168 122H169V121H168ZM210 122H211V121H210ZM40 123H42V122H40ZM48 123H49V122H48ZM48 123H47V124H48ZM128 123H125V124L128 125ZM150 123H152V122H150ZM161 123H162V122H161ZM165 123H166V122H165ZM165 123H164V124H165ZM24 124H25V123H24ZM24 124H23L22 126H24ZM27 124H28V123H27ZM33 124H34V123H33ZM35 124H36V123H35ZM57 124H58V123L56 122V124H54V126L57 125ZM70 124H69V126H70ZM117 124H118V122H117ZM125 124H124V125H125ZM146 124H148V123H146ZM154 124H155V123H154ZM25 125H26V124H25ZM45 125H46V123H45ZM50 125H51V124H49V126L46 127V129H45L46 131L48 130V129H47L48 127H53V126H50ZM73 125H72V126H73ZM99 125H96V126L99 127ZM113 125H114V124H113ZM119 125H120V123H119ZM148 125H149V124H148ZM152 125H153V124H152ZM169 125H170V124H169ZM26 126H27V125H26ZM41 126H43V125H40V127H41ZM78 126H79V125H78ZM121 126H123V125L121 124L120 127H121ZM135 126H136V124H135ZM135 126L129 128V129L132 130L133 128H135ZM158 126H160V125H158ZM164 126H165V125H164ZM19 127H20V126H19ZM31 127H32V126H31ZM38 127H39V126H38ZM38 127H36V129H37ZM57 127H58V126H56L55 128H57ZM101 127H103V126L101 125ZM101 127H100V129H101ZM108 127H107V129H108ZM126 127H128V126H126ZM129 127H130V126H129ZM148 127H149V126H147L146 128H148ZM156 127H157V126H156ZM165 127H166V126H165ZM53 128H54V127H53ZM53 128H51V129L53 130ZM58 128H60V127H58ZM58 128H57V131H56V129H54V130H55L56 132H58ZM65 128H66V127H65ZM70 128H71V127H70ZM70 128H69V130H70ZM169 128H170V127H169ZM8 129L10 130L11 128H8ZM23 129H24V128H23ZM23 129L21 130V128H17V126H16V129H15V130H19V132H21V131H23ZM72 129H73V128H72ZM78 129H80V128H76L75 131L78 132ZM103 129H104V128H103ZM107 129H106V130H107ZM113 129L115 130L116 133H117V132H118V133L120 132V131H116L115 128H113ZM113 129H111V133H112V130H113ZM118 129H119V128H118ZM120 129H121V128H120ZM9 130H8V131H9ZM15 130L12 129V131H14V134H12L13 136L17 134V131H15ZM20 130H21V131H20ZM27 130H28V129H27ZM43 130H44V127H43ZM52 130H51V131H52ZM81 130H82V129H80V131H81ZM97 130H98V129H97ZM133 130H134V129H133ZM142 130H144V129H142ZM142 130H141V131H142ZM161 130H162V129H161ZM10 131H11V130H10ZM31 131H32V130H31ZM70 131H71V130H70ZM72 131H73V130H72ZM85 131H86V130H85ZM102 131H103V130H102ZM104 131H105V129H104ZM124 131H126V133L128 132L127 130H124ZM26 132H27V131H26ZM33 132H34V131H33ZM33 132H32V133H33ZM37 132H38V130H37ZM40 132H41V130H40L38 133H40ZM44 132H45V131H43V134H46V132H45V133H44ZM81 132H82V131H81ZM90 132H92V131H90ZM90 132H89V133H90ZM96 132H98V131H96ZM121 132H122V131H121ZM121 132H120V133H121ZM167 132H168V131H167ZM10 133H11V132H10ZM22 133H23V132H22ZM24 133H25V132H24ZM62 133L65 134V132H60L59 135H61ZM74 133H76V132H74ZM85 133H86V132H85ZM100 133H101V132H100ZM108 133H109V132L107 131V134H106V133H105V134L108 135ZM116 133H114V134H116ZM141 133H142V132H141ZM216 133H217V132H216ZM6 134H7V132H6ZM27 134H29V133H27ZM27 134H26V135H27ZM33 134H35V133H33ZM40 134H41V133H40ZM40 134H39V135H40ZM57 134H58V133H57ZM64 134H62V135H64ZM68 134H71V133H68ZM72 134H73V133H72ZM72 134H71V136H72ZM76 134L78 135V133H76ZM81 134H82V133H81ZM81 134H80V136H81ZM86 134H88V133H86ZM114 134H113V136H111V137H114ZM121 134L123 135V133H121ZM137 134L140 136L139 133H137ZM137 134H136V135H137ZM143 134H144V133H143ZM146 134H147V133H146ZM152 134H153V133H152ZM7 135H11V134H7ZM62 135H61V136H62ZM77 135H76V136H77ZM82 135H83V134H82ZM94 135H95V134H94ZM96 135H97V134H96ZM98 135H99V134H98ZM98 135H97V136H98ZM101 135H102V134H101ZM111 135H112V134H111ZM122 135H121V136H122ZM148 135H149V134H148ZM27 136H28V135H27ZM47 136H48V135H47ZM52 136H54V135H52ZM56 136H57V135H56ZM83 136H84L83 138H82V136H81L80 138H82L81 140L84 141L85 134H84ZM86 136H87V135H86ZM118 136H119V135H118ZM139 136H137V138H139ZM141 136H142V134H141ZM144 136H145V135H144ZM144 136H143V138H144ZM149 136H151V135H149ZM162 136H163V135H162ZM21 137H22V135H21ZM42 137H43V135H42ZM49 137H51V136L49 135ZM54 137H55V136H54ZM54 137H53V138H54ZM57 137H58V136H57ZM57 137H56V138H57ZM66 137H67V135H66ZM66 137L64 136V139H65ZM68 137H69V136H68ZM87 137H88V136H87ZM102 137H103V136H102ZM108 137H109V136H108ZM134 137H135V136H134ZM146 137H148V136H146ZM17 138H18V137H17ZM26 138H27V137H26ZM44 138H45V137L41 138L40 141H43V142H44ZM70 138H72V137H70ZM73 138H74V136H73ZM73 138H72V139H73ZM89 138H90V137H89ZM91 138H92V137H91ZM100 138H101V137L99 136V139H100ZM103 138L105 139V137H103ZM118 138H119V137H118ZM118 138H117V139H118ZM137 138H135V139H137ZM143 138H142V139H143ZM1 139H2V138H1ZM27 139H28V138H27ZM30 139H32V138H30ZM37 139H38V138H37ZM42 139H43V140H42ZM45 139H46V138H45ZM59 139H63V138L60 137ZM93 139H94V138H93ZM106 139H107V137H106ZM110 139H112V138H110ZM113 139H114V138H113ZM115 139H116V138H115ZM131 139H132V138H131ZM140 139H141V138H140ZM7 140H8L7 137H3V143H4V141H5L4 144H6V145L8 146L9 143L7 142ZM13 140H14V139H13ZM52 140H53V139H52ZM70 140H71V139H70ZM70 140L68 141V143L70 142ZM86 140H87V139H86ZM88 140H89V139H88ZM108 140H109V139H108ZM132 140H134V139H132ZM152 140H153V139H152ZM1 141H2V140H1ZM46 141H47V139H46ZM60 141H61V140H60ZM66 141H67V139L63 141L64 144L61 145V146L64 147L65 144H68V143H65ZM72 141H73V140H72ZM72 141H71V142H72ZM74 141H75V140H74ZM74 141H73V142H74ZM76 141H78V139H77ZM92 141H93V140H92ZM92 141H91V142H92ZM100 141H103L102 143L105 144V142H104V140H102V138H101V140H98V142H100ZM112 141H113V140H112ZM117 141H118V140H117ZM117 141H116V142H117ZM11 142H12V140H11ZM43 142H41V143H43ZM50 142H51V139H50V141H49V144H50ZM71 142L69 143V144H70V148H71V146L73 145V144L71 145ZM73 142H72V143H73ZM78 142H81V141H78ZM84 142H85V141H84ZM107 142H108V141H106V143H107ZM109 142H110V143H109L108 145H112V144H113V143L111 142V140H110ZM113 142H114V141H113ZM119 142H120V141H119ZM119 142H117V144H118ZM144 142H145V141H144ZM152 142H153V141H152ZM17 143H18V142H17ZM30 143H31V141H30ZM32 143H33V142H32ZM34 143H35V142H34ZM46 143H48V142H46ZM54 143H55V142H54ZM82 143H83V142H82ZM82 143H81V145H82ZM86 143H87V141L85 142V144H86ZM94 143H95V142H94ZM114 143H115V142H114ZM139 143H141V142H139ZM49 144H48V146H51V145H49ZM51 144H52V143H51ZM58 144H59V143H58ZM74 144H75V143H74ZM9 145H10V144H9ZM22 145H23V143H22ZM52 145H53V144H52ZM59 145H60V144H59ZM59 145H58V146H59ZM78 145H80V144L77 143L76 146H78ZM81 145H80V147H82ZM92 145H93V144H92ZM105 145H106V144H105ZM108 145H106V146H103V145H102L101 149H102V150H104V148L106 149ZM148 145H149V144H148ZM13 146H14V145H13ZM33 146H35V145H33ZM33 146H32V147H33ZM38 146H39V145H38ZM40 146H42V145L40 144ZM45 146H46V145H45ZM45 146H43V148H45ZM48 146H47V147H48ZM53 146H54V145H53ZM61 146H60V147H61ZM76 146H74V147H76ZM86 146H87V145H86ZM89 146H91V145H89ZM100 146H101V145H100ZM146 146H147V145H145V147H146ZM209 146H210V145H209ZM0 147H2V146H0ZM9 147H10V146H9ZM63 147H62V148H63ZM72 147H73V146H72ZM78 147H79V146H78ZM84 147H85V146H84ZM98 147H99V146H98ZM103 147H104V148H103ZM2 148H3V147H2ZM19 148H21V147L19 146ZM28 148H29V146H28ZM62 148H61V149H62ZM68 148H69V146H68ZM86 148H88V146H87ZM137 148H138V147H137ZM141 148H142V147H141ZM13 149H14V148H13ZM15 149H16V148H15ZM15 149H14V150H15ZM30 149L33 150L34 148H30ZM50 149H52V148H50ZM53 149H55V147H53ZM53 149H52V150H53ZM65 149H66V151H68V150H72V148H71V149H67V148H65ZM75 149H76V148H75ZM96 149H97V147H96ZM98 149H100V148H98ZM98 149H97V151H98ZM101 149H100V150H101ZM139 149H140V148H139ZM38 150H39V149H38ZM40 150H41V149H40ZM42 150H43V149H42ZM48 150H49V149H48ZM52 150H51V151H52ZM57 150H58V148H57ZM87 150H88V149H87ZM141 150H142V149H141ZM6 151H7V150H6ZM36 151H37V150H36ZM55 151H56V150H54L53 152H55ZM143 151H144V150H143ZM4 152H5V150H4ZM9 152H10V151H9ZM41 152H42V151H41ZM43 152H44V151H43ZM56 152H57V151H56ZM58 152L60 153V150H59ZM68 152H69V151H68ZM88 152H89V151H88ZM98 152H99V151H98ZM132 152H133V151H132ZM32 153H33V151H32ZM37 153H38V152H37ZM37 153H36V155H37ZM45 153H46V152H45ZM48 153H49V152H48ZM62 153H63V152H62ZM100 153H101V156H102V152H100ZM143 153L145 154V151H144ZM3 154H4V153H3ZM19 154H21V153H19ZM46 154H47V153H46ZM51 154H54V153H51ZM60 154H61V153H60ZM103 154H104V153H103ZM135 154H136V153H135ZM1 155H2V154H1ZM1 155H0V156H1ZM23 155H24V153L22 154V156H23ZM25 155H26V154H25ZM25 155H24L23 157H25ZM27 155H28V153H27ZM31 155H32V157H33V156H36V155H33V154H31ZM47 155H48V154H47ZM49 155H50V153H49ZM56 155H57V153H56L54 156H56ZM2 156H3V155H2ZM2 156H1V158H2ZM4 156H5V155H4ZM7 156H8V155H7ZM28 156H29V155H28ZM28 156H26V157L29 158ZM40 156H41V155L36 156V157H40ZM54 156H53V157H54ZM134 156H136V155H134ZM141 156H142V152H141ZM141 156H140V157H141ZM10 157H11V155H10ZM12 157H13V156H12ZM20 157H21V155H20ZM56 157H57V156H56ZM56 157H54V158H56ZM3 158H5V157H3ZM40 158H41V157H40ZM57 158H59V156H58ZM132 158H133V157H132ZM5 159H6V158H5ZM45 159H46V158H45ZM47 159H48V157H47ZM51 159H52V158H51ZM137 159H140V158L138 157ZM11 160H12V162H13V164H14V163H15L14 160H13V159H11ZM15 160H16V159H15ZM29 160H32V159H31V156H30ZM43 160H44V158H43ZM49 160H50V159H49ZM54 160H56V159H54ZM135 161L138 162V160H135ZM1 162H2V161H1ZM16 162H17V161H16ZM18 162H19V161H18ZM47 162H48V161H47ZM8 163H9V161H8ZM1 164H3V163H1ZM3 165H5V164H3ZM134 165H136V163H135ZM9 166L11 167V164H9L8 167H9ZM5 167H6V165H5ZM8 167H7V168H8ZM10 167H9V168H10ZM14 167H15V166H14ZM14 167H13V168H14ZM0 168H2V166H1ZM16 168H17V167H16ZM16 168H14V169H16ZM4 169H6V168H4ZM6 170H7V169H6ZM9 170L11 171L12 169H9ZM7 171H8V170H7ZM16 171H17V169H16ZM13 172H14V170H13ZM137 172H138V171H137ZM0 173H1V170H0ZM4 174H5V173H4ZM10 175H11V173H10ZM5 176H6V175H5ZM5 176H3L4 179H5L6 177L8 178V175H7L6 177H5ZM12 176H13V175H12ZM1 177H2V176H1ZM6 180H7V179H6ZM4 182H5V181H4ZM6 182H7V181H6ZM73 183H74V182H73ZM1 184H2V183H1ZM5 184H6V183H5ZM71 184H72V183H71ZM87 184H88V183H87ZM112 185H114V184H112ZM60 186H61V185H60ZM69 186H71V185L69 184ZM69 186H68V187H69ZM74 186H75V185H74ZM100 186H101V185H100ZM115 186H116V184H115ZM126 186H127V185H126ZM72 187H73V186H72ZM88 187H90V186L88 185ZM99 188L101 189V188H103V186H102V187H98V189H99ZM104 188H105V187H104ZM107 188H109V187H107ZM107 188H106V189H107ZM119 188H120V187H118V189H119ZM125 188H126V187H125ZM109 189H110V188H109ZM115 189H116V188H115ZM71 190H72V189H71ZM104 190H105V189H104ZM122 190L124 191L123 188H122ZM122 190H121V191H122ZM67 191H69V190H67ZM81 191H83V190H81ZM119 191H120V190L117 191V189H116L115 193L118 192V193H121V194H122L123 191H122V192H121V191L119 192ZM78 192H80V191H78ZM127 192L129 193V191H126V193H127ZM132 192H133V191H132ZM64 193H65V192H64ZM84 193L87 194L86 190L84 191ZM130 193H131V190H130ZM130 193H129V194H130ZM67 194H68V193H67ZM69 194H70V193H69ZM131 194H132V193H131ZM133 194H134V193H133ZM54 195H55V194H54ZM58 195H59V194H58ZM78 195H80V194H78ZM78 195H76V196L78 197ZM123 195H125V192H124V194L120 195L121 197H120V196H119V197L122 198V197H124ZM59 196H60V195H59ZM64 196H65V195H64ZM66 196H67V195H66ZM66 196H65V197H66ZM76 196H74V199H75ZM81 196H83V195H81ZM85 196H86V195H85ZM113 196H114V200H115L117 195H116V194H113ZM68 197H70V196L68 195ZM57 198H58V197H57ZM60 198H61V196H60ZM79 198H80V197H79ZM81 198H83V197H81ZM129 198H132V197H129ZM55 199H56V198H55ZM64 199H65V201H70V202H71V199H72V198H69L70 200H69V199L66 200V198H64ZM74 199H72V201H73ZM83 199H84V198H83ZM124 199H125V198H124ZM81 200H82V199H81ZM83 201H84V200H83ZM92 201H93V200H92ZM62 202H63V201H62ZM73 202H74V201H73ZM79 202H80V199H79ZM79 202H77V200H76V203L79 204ZM60 203H61V202H60ZM63 203H64V202H63ZM76 203H75V204H76ZM65 204H66V203H65ZM65 204H64V206H65ZM72 204H73V203H72ZM72 204H71V206H72ZM75 204H74L73 206L76 207L77 204H76V205H75ZM81 204H82V203H81ZM61 205H62V204H61ZM67 205H68V204H67ZM55 206H56V205H55ZM64 206H63V207H64ZM73 206H72V207H73ZM132 206H133V205H128V208H127V209H129V211H130V210L133 208ZM56 207H57V206H56ZM68 207H70V206H68ZM68 207H67V208H68ZM75 207H74V208H75ZM77 207H78V206H77ZM124 207H125V206H124ZM57 209H58V208H57ZM60 209H61V207H60ZM119 209L121 210V208H119ZM123 209H124V208H123ZM127 209H124V210H127ZM54 210H56V209L54 208ZM65 210H66L65 212L68 213V212H67V209H65ZM69 210H70V208H69ZM75 210H76V209H75ZM124 210H123V211H124ZM70 211H71V210H70ZM121 211H122V210H121ZM121 211H120V212H121ZM61 212H62V210H61ZM61 212H60V210H59V212H58L57 214H59V213H61ZM65 212L63 211V212H62V213H63L62 215H65V214H64ZM120 212H119V213H120ZM75 213H77V211H76V212H75V211L73 212V214H75ZM71 215H72V214H71ZM57 217H58V216H57ZM62 217H63V216H62ZM119 217H120V216H119ZM119 217H117L118 220H119ZM131 217H132V216H131ZM131 217L128 216V218H129L130 220H131ZM59 218H61V217H58V219H59ZM66 218H67V216H66ZM66 218H65V219H66ZM132 218H133V217H132ZM56 219H57V218H55L54 220L56 221ZM58 219H57V223H58V221H59ZM61 219L63 220V218H61ZM117 219H116V220H117ZM121 219H122V220H121ZM121 219H120V220H121L122 222H123V221H127V220H126L127 217H126V219H124V218H121ZM129 219H128V221H130ZM62 220H61V221H62ZM132 220H133V219H132ZM132 220H131V221H132ZM63 221H64V220H63ZM63 221H62V222H63ZM59 222H60V221H59ZM131 225H132V224H131ZM124 226H126V225H124ZM133 226H134V225H133ZM119 227H120V225H119ZM124 228H125V227H124ZM35 229H36V228H34V230H35ZM122 229H123V228H122ZM29 230H30V229H29ZM31 230H32V229H31ZM31 230H30V231H31ZM125 230H127V229H126V228L123 229V232H124ZM32 231H33V230H32ZM21 232H22V231H21ZM23 232H24V231H23ZM114 232H115V228H114ZM125 232H126V231H125ZM118 233H119V230H118ZM28 234H29V233H28ZM36 234H37V232H36ZM115 234H117V231H116ZM115 234H114V235H115ZM33 236H34V235H33ZM80 236H81V235H80ZM31 238H32V237H31ZM39 238H40V237H39ZM114 238H115V237H113V239H114ZM35 239H36V238H35ZM96 239H97V238H96ZM102 239H103V238H102ZM102 239H100V240H102ZM113 239H112V241H113ZM117 239H118V238H117ZM37 240H38V238H37ZM82 240H83V238H82ZM97 240H98V239H97ZM97 240H96V241H97ZM108 240H109V239H108ZM108 240H107V241H108ZM33 241H34V240H33ZM84 241H85V240H84ZM102 241H103V240H102ZM102 241H101V242H102ZM107 241H106V242H107ZM94 242H95V241H94ZM114 242H116L117 246H121V243H120L119 240L114 239ZM88 243H89V242H88ZM111 243H112V242H111ZM126 243L128 244V245H127L128 248L125 247V250H124V248L119 249V250H116V249H115V250L118 251L120 254H119L118 252H116V251H114V252H115V253H114V252H110V251L106 250V249L109 248L110 246H109V247L103 246V247H105V248H103L104 251H105V250H106V252L108 251L107 253H106V252L103 253V251H102V253H101L100 251H99V252H100L101 255H102V254L105 255V256H104V255H103V256L106 257V259H107V260L105 259L106 262L110 261L112 264H125V263L123 262V260L127 258V256H126V254H127L126 250H127V249L129 250V248L132 247V246H133L132 248H134L135 246H137L136 243H135L133 240H131V242H129V240H128V242H127V240H126ZM91 244H92V243H91ZM91 244H89V245H91ZM112 244H115V243H112ZM106 245H108V244H106ZM115 246H116V245H115ZM91 247H92V246H91ZM98 247H99V246H98ZM136 248H137V247H136ZM98 249H99V248H98ZM99 250H100V249H99ZM122 250H123V251H122ZM128 250H127V251H128ZM138 250H139V249H138ZM146 250H147V249H146ZM129 251H130V250H129ZM136 251H137V250H136ZM16 252H17V251H16ZM142 252H143V251H142ZM105 253H106L107 255H106ZM134 254L137 255V256L135 255L137 258H133L134 260H133V259H130L128 262H126L127 264H128V263H131V262H133V264H140V263H138V260H139V259H138V256H139V255H138L137 253H134ZM139 254H140V251H139ZM16 255H17V254H16ZM16 255H15V256H16ZM23 255H24V254H23ZM18 256H19V255H18ZM21 256H22V255H20V257H21ZM26 256H27V255H26ZM132 256H133V254H131L130 258H131ZM22 257H23V256H22ZM29 257H30V256H29ZM14 258H15V257H13L12 259L14 260ZM15 259H16V258H15ZM18 259H19V258H18ZM27 259H28V258H27ZM16 260H17V259H16ZM21 260H23V259L21 258ZM21 260H20V261H21ZM31 260L33 261V259H30V260L28 259V261H31ZM101 261H102V259H101ZM13 262H14V261H13ZM108 263H109V262H108ZM19 264H20V263H19Z\"/></svg>",
  "mask_w": 264,
  "mask_h": 264
}]
</instances>
